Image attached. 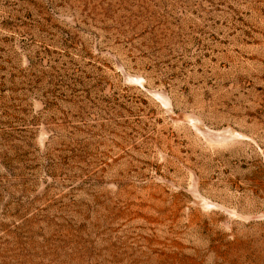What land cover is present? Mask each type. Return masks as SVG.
Masks as SVG:
<instances>
[{"label": "rangeland", "instance_id": "rangeland-1", "mask_svg": "<svg viewBox=\"0 0 264 264\" xmlns=\"http://www.w3.org/2000/svg\"><path fill=\"white\" fill-rule=\"evenodd\" d=\"M0 264H264V0H0Z\"/></svg>", "mask_w": 264, "mask_h": 264}]
</instances>
